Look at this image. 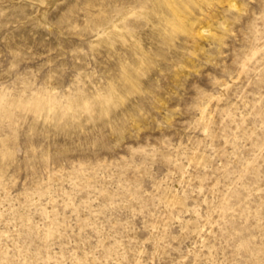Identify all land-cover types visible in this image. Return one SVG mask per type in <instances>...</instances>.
Masks as SVG:
<instances>
[{
  "label": "rangeland",
  "instance_id": "374dc122",
  "mask_svg": "<svg viewBox=\"0 0 264 264\" xmlns=\"http://www.w3.org/2000/svg\"><path fill=\"white\" fill-rule=\"evenodd\" d=\"M0 264H264V0H0Z\"/></svg>",
  "mask_w": 264,
  "mask_h": 264
},
{
  "label": "bare ground",
  "instance_id": "6f19581e",
  "mask_svg": "<svg viewBox=\"0 0 264 264\" xmlns=\"http://www.w3.org/2000/svg\"><path fill=\"white\" fill-rule=\"evenodd\" d=\"M50 2V1H49Z\"/></svg>",
  "mask_w": 264,
  "mask_h": 264
}]
</instances>
